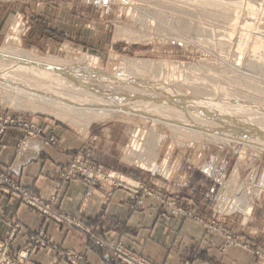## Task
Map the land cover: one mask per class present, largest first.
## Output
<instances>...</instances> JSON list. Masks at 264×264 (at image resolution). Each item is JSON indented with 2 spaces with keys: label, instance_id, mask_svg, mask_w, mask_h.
Segmentation results:
<instances>
[{
  "label": "rangeland",
  "instance_id": "1",
  "mask_svg": "<svg viewBox=\"0 0 264 264\" xmlns=\"http://www.w3.org/2000/svg\"><path fill=\"white\" fill-rule=\"evenodd\" d=\"M13 1L21 6L0 36L1 111L61 123L82 135L104 126L113 135L118 167L102 166L103 171L110 180L140 186L145 195V189L154 192L160 202L158 195L179 197L178 184L194 170L216 176L220 183L210 227L220 230L222 218L230 217L247 227L255 225L250 229L255 234L264 230V0H219L222 6L198 0ZM43 2L51 5L54 16L77 25V31L53 43L46 40L47 34L32 37L31 6L39 8ZM18 14L27 25L13 44V24L17 19L22 24ZM256 41L259 63L249 66L245 55L247 64L242 60L237 65L240 51L250 54ZM13 46L30 57L17 56ZM243 78L250 79L255 90L245 86ZM95 88L110 96L114 109L104 119L88 123V109L76 102ZM14 96L19 107L11 102ZM30 101L46 107V112L30 108ZM134 143L139 155L155 160L153 170L128 158ZM125 175L150 176L156 183L149 188ZM252 187L258 197L254 196L250 217L233 205ZM223 200L227 207L221 206ZM221 209L225 214L216 213Z\"/></svg>",
  "mask_w": 264,
  "mask_h": 264
},
{
  "label": "crops",
  "instance_id": "2",
  "mask_svg": "<svg viewBox=\"0 0 264 264\" xmlns=\"http://www.w3.org/2000/svg\"><path fill=\"white\" fill-rule=\"evenodd\" d=\"M19 5L13 0L0 1V36L6 32ZM31 7L35 12L32 14V37L40 38L41 35H36L40 32L48 35L43 39L53 43L77 31V25L71 24L69 19L54 16L51 5L43 2L39 8L34 4ZM60 24L66 27L61 29ZM40 123L58 136L59 145H45L43 138L36 136L29 138L18 150L22 129L9 128L0 146V168L8 169L10 176L31 192L44 198L55 196L62 210L97 236L120 244L154 264H264L262 257L255 254L257 250L264 252L263 227L255 234L250 230L255 225L247 227L245 223L224 217L219 231L210 228L209 220L220 183L216 176L211 178L194 170L200 178L197 179L192 171L184 175L176 189L182 202L193 205L207 221L176 215L154 197L141 190L134 194L117 180L88 186L82 178L67 180L61 177V172L78 154L107 170L118 167L115 142L107 128L96 126L82 135L61 123ZM125 176L149 188L156 183V178L150 176ZM39 231L45 233L49 245L34 254L27 264H71L60 255L71 250L83 253L85 264H123L119 260L108 261L111 250L95 245L92 237L81 228L69 230L59 226L35 209L0 192V242L8 239L10 253L13 255L23 248L30 236ZM225 231L239 237L249 247L225 246Z\"/></svg>",
  "mask_w": 264,
  "mask_h": 264
},
{
  "label": "built area",
  "instance_id": "3",
  "mask_svg": "<svg viewBox=\"0 0 264 264\" xmlns=\"http://www.w3.org/2000/svg\"><path fill=\"white\" fill-rule=\"evenodd\" d=\"M17 17H20L22 21V28L24 30V28H26L27 21H25L24 17L20 14H18ZM12 127H19L22 129V137L17 143L18 150L26 144L29 138L36 136H41L45 145H59L58 136L55 133L48 131V128L36 121L34 117L19 112L12 113L0 110V146L7 130ZM60 175L62 178L67 180L82 178L88 186L108 182L112 177L109 173H105L103 171V167L101 165L88 161L82 154H78L73 157ZM120 183L130 186V189L136 193H138L141 189L140 186H134L123 180H120ZM145 190L149 195L154 197V192L147 189ZM0 192L19 200L22 204L30 208L35 209L41 216L56 222L59 226H64L69 230L76 227L81 228L92 237L95 245L101 248H109L111 250L110 255L107 257L108 261L119 260L123 264H154L144 256L124 248L120 244L106 241L104 238L97 236L91 230L82 226L77 220L62 210L59 201L55 196L44 198L31 192L24 185H22V183L10 176L8 169L0 168ZM158 199H160L165 206L170 208L174 214L203 222V218L200 216L198 210L192 205H184L179 200V197L170 198L168 196L162 197L158 195ZM216 213L225 214L222 209L218 211L216 210ZM213 223L215 224V222ZM210 228L219 230L218 228L212 226ZM225 233V246L239 245L245 248L249 247V244L243 242L240 238L235 237L231 233ZM7 242L8 239L0 242V264H27L34 254H36L41 248L49 245V241L45 238V233L43 231H39L38 234L30 236L28 243L13 255L10 253V248ZM255 254L261 256L264 261V252L257 250L255 251ZM60 255L66 258L71 264H85L84 262L86 259L83 253L71 250L66 253L61 252Z\"/></svg>",
  "mask_w": 264,
  "mask_h": 264
},
{
  "label": "bare ground",
  "instance_id": "4",
  "mask_svg": "<svg viewBox=\"0 0 264 264\" xmlns=\"http://www.w3.org/2000/svg\"><path fill=\"white\" fill-rule=\"evenodd\" d=\"M196 1V0H195ZM199 2H200V4L202 3V4H204V5H210V6H222V5H220V1L219 0H198ZM197 2V1H196ZM241 2V1H240ZM236 3H238V2H236ZM235 3V4H236ZM224 5V4H223ZM239 5V4H238ZM250 5V4H249ZM236 6V5H235ZM235 6H233V7H235ZM243 6V5H242ZM241 6V7H242ZM237 7V6H236ZM254 7V6H253ZM235 9H237V8H235ZM239 9V8H238ZM237 9V10H238ZM236 11V10H235ZM225 12V11H224ZM237 12V11H236ZM235 12V13H236ZM235 13L233 14V15H235ZM207 14V13H206ZM215 15V14H214ZM217 16V15H216ZM235 17V16H234ZM208 18V17H207ZM231 18V17H230ZM233 18V17H232ZM231 18V19H232ZM237 18V17H236ZM236 18H234V19H236ZM224 19V18H223ZM238 19V18H237ZM240 19V18H239ZM232 21V20H231ZM235 21V20H234ZM233 22V21H232ZM231 22V23H232ZM247 23H249V22H247ZM247 23H246V26H247ZM254 23V22H253ZM234 24V23H233ZM250 24V23H249ZM252 24V23H251ZM231 25V24H230ZM229 25V26H230ZM253 25V24H252ZM226 26V25H225ZM21 27H22V24H21V22H20V20H15V22H14V24H13V27H12V32H11V34H10V36H9V39L12 41V43L13 44H16V41H18L19 40V33L21 32ZM232 27H234V25L232 26ZM236 27V26H235ZM248 27H249V25H248ZM229 29V28H228ZM241 29V28H240ZM229 30H231L232 31V29H229ZM231 31H229V32H231ZM235 31V30H234ZM245 31V30H244ZM218 32V31H217ZM228 32V31H227ZM233 34V33H232ZM228 36V35H227ZM244 36V35H243ZM248 36V35H247ZM184 37V36H183ZM232 37V36H231ZM228 38V40H229V37H227ZM248 38V37H247ZM264 38V37H263ZM234 39V38H233ZM237 39V38H236ZM231 40V39H230ZM229 40V41H230ZM240 40V39H239ZM243 40V39H242ZM219 41V40H218ZM242 42V41H241ZM241 42H239V43H241ZM260 42V41H259ZM245 44V43H244ZM229 45V44H228ZM238 45V44H237ZM239 46H240V44H239ZM243 46V45H242ZM260 46V45H259ZM10 48H14L15 49V51H14V53L17 55V56H19V57H30V55L26 52V51H23V50H21V49H19V48H17L16 46H13V47H10ZM237 48H240V47H237ZM258 41H256L255 43H254V45H253V47H252V51L250 52V54H246V50L245 51H240V55L238 54V56H239V63H237V65H240L241 64V61L243 60L244 62H245V60H244V58H245V55H247L246 57L247 58H245L246 60H248V65L249 66H256L258 63H259V61L262 59V55H261V53L260 52H258L257 50H258ZM2 49L0 48V51H1ZM244 50V49H243ZM248 51V50H247ZM235 53H237V52H235ZM239 53V52H238ZM238 58V57H237ZM236 58V59H237ZM236 63V62H235ZM243 63V62H242ZM246 63V62H245ZM246 63V64H247ZM233 66H236L235 64L233 65ZM236 68V67H235ZM246 75V74H245ZM168 77V76H167ZM242 78V77H241ZM240 78V79H241ZM245 78H243L242 80H244ZM241 80V81H242ZM10 81V80H9ZM243 82V81H242ZM244 84H245V86H248L250 89H252V88H254L255 86L253 85V84H251V82H250V79L249 80H247V78L244 80ZM7 83V82H6ZM239 83H241L240 81H239ZM246 83H247V85H246ZM13 84V83H12ZM242 84V83H241ZM7 85V84H6ZM10 85V84H9ZM7 87V86H6ZM260 87V86H259ZM258 87V88H259ZM86 89V88H85ZM11 90V89H10ZM100 89L99 88H95V90H93L94 92L92 93V94H89V96L87 95V97H81V100L80 101H78L77 99H78V97L76 98V100L78 101V102H76V104H79L80 106V108L82 109L83 108V110H86V109H88V111L89 112H87L85 115V117L88 119V123H90L91 121H97V120H100V119H104L106 116H108L110 113H112V110L114 109V107H112V106H114V103H113V101H112V99H110L109 97L110 96H108V95H104V94H102V93H98V92H95V91H99ZM254 90H255V88H254ZM15 91V90H14ZM41 91V90H40ZM34 95H36V96H38V95H41V96H45L43 93H41V92H36V93H33ZM61 95V94H59V93H56V92H52V95ZM47 96V95H46ZM62 96V95H61ZM10 98V97H9ZM38 98V97H37ZM64 98V97H63ZM80 98V97H79ZM231 100V99H230ZM47 101V100H46ZM61 101V100H60ZM11 102H13L17 107H19L21 104H20V101L14 96V97H11ZM57 102H59V100L57 101ZM36 103V102H35ZM35 103H32L31 101H30V108H32V109H34V110H38V111H43V112H46V110L44 109V108H46V107H44V108H42V107H40V106H38V105H36ZM264 104V103H263ZM118 105V104H117ZM227 106V105H226ZM115 107H116V105H115ZM261 107V106H260ZM264 107V106H263ZM113 108V109H112ZM87 114H89V115H87ZM61 119H67L65 116H62V115H60L59 116ZM158 148H160V144H159V147ZM137 150H138V145H137V143H134V145H133V147L131 148V150L129 151V153L130 154H128V158L129 159H138L137 160V162H138V164H140L141 166H142V168H149V170H153V168H155L156 167V162H155V160L153 159V160H149V159H151V158H149V159H147L146 157L144 158V157H142L141 155H139L138 154V152H137ZM136 161V160H135ZM161 167H163L162 169L164 170V168H165V166L163 165V166H161ZM237 176H240V175H237ZM255 178V177H254ZM250 186V185H249ZM248 188V187H247ZM256 189V188H255ZM254 189V187H252L250 190L249 189H246V191L247 190H249V191H247L246 192V194L244 195V196H242V198L240 199V200H238L234 205H233V207H234V209H241V210H243V212L246 214V215H249L250 217H251V215L253 214V204H254V202H253V199H254V196H257L258 197V192H256V190ZM248 193L250 194V195H248ZM225 200H226V198H225ZM225 200H223L222 201V204H221V206H223V205H226V207H227V205L228 204H226L225 203ZM225 207V206H224ZM223 207V208H224Z\"/></svg>",
  "mask_w": 264,
  "mask_h": 264
}]
</instances>
